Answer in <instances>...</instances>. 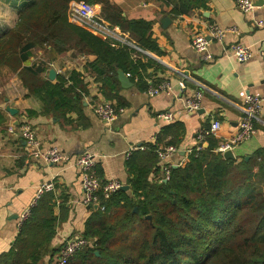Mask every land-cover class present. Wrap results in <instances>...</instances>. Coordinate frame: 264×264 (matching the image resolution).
<instances>
[{
	"label": "trees",
	"instance_id": "1",
	"mask_svg": "<svg viewBox=\"0 0 264 264\" xmlns=\"http://www.w3.org/2000/svg\"><path fill=\"white\" fill-rule=\"evenodd\" d=\"M182 1L191 10L206 6V0ZM72 6L96 7L98 19L132 45L161 53L152 22L128 18L112 0H36L21 9L13 27L0 35V72L16 73L28 93L41 101L42 113L56 118L81 110L88 94L84 73L112 101L119 89L118 70L143 91L147 70L158 65L131 45L73 20ZM39 50L49 61L69 50L87 60L82 71L49 79L45 61L28 64ZM169 128L161 129L156 143L163 144L170 133L173 139L164 144L178 146L174 138L181 132L173 134ZM211 138L206 147L187 155L184 164L170 166L167 180L155 144H146L139 163L127 160L129 189L100 197L82 232L91 244L67 264H264V149L248 159H226L214 151ZM51 199L43 193L36 200L12 246L0 254V264H55L62 245L50 247L56 227Z\"/></svg>",
	"mask_w": 264,
	"mask_h": 264
},
{
	"label": "crops",
	"instance_id": "2",
	"mask_svg": "<svg viewBox=\"0 0 264 264\" xmlns=\"http://www.w3.org/2000/svg\"><path fill=\"white\" fill-rule=\"evenodd\" d=\"M36 0H0V35L15 24L18 12ZM128 18H143L152 22V34L158 43L160 54L145 53L157 62V68H149L145 78L147 87L138 90L124 88L119 81L112 101L124 107L111 125L104 124L95 116L89 100H109L99 90V84L85 74L88 94L82 99L81 110L73 111L63 118L42 113L41 101L30 95L16 73L2 69L0 76V254L7 251L19 231V215L34 199L38 186L53 182V215L56 217L54 236L50 247H60L71 233L84 230L85 220L93 206L82 202L81 176L72 164L73 159L87 150L95 158L96 173L104 179L114 178L128 186L132 174L127 160L140 162V149L127 154L131 145L154 144L164 127L181 132L174 138L180 149L168 157L169 166L182 165L187 158V147H194L199 129L211 119L221 122L215 144L231 137L241 116L240 107L248 95L264 96V27L254 24L264 20V0H253L251 11L243 13L235 6V0H206V6L198 10L188 9L181 0H112ZM174 9L181 10L175 15ZM170 20L164 25L162 19ZM235 27L238 35L229 33L226 42L240 41L249 47L250 57L243 62L222 53L220 44L211 42L209 50L214 56L204 61L192 48L190 35L205 30L209 24ZM71 50L64 59L58 56L50 62L65 72L82 71L87 57L78 54L71 61ZM37 53L41 56V51ZM41 58V57H40ZM55 61V62H54ZM48 73V72H47ZM183 75L187 78L183 79ZM167 83L169 90L151 94L150 85ZM154 84V85H153ZM202 85L203 89L199 86ZM201 89V103L195 112L187 113L184 100ZM110 101V100H109ZM16 110L10 113L6 108ZM35 111L29 115L27 111ZM170 111L172 122L161 120L158 115ZM26 122L33 127L42 151L55 146L68 161L51 164L29 154L25 141L7 131L9 125ZM174 124V125H171ZM171 125V126H169ZM173 137L164 136L163 144ZM154 140V141H153ZM208 144V143H207ZM258 149H264V103L260 120L255 122V133L247 141L233 149L236 158L250 157ZM127 189V190H128ZM39 199V198H38Z\"/></svg>",
	"mask_w": 264,
	"mask_h": 264
},
{
	"label": "built area",
	"instance_id": "3",
	"mask_svg": "<svg viewBox=\"0 0 264 264\" xmlns=\"http://www.w3.org/2000/svg\"><path fill=\"white\" fill-rule=\"evenodd\" d=\"M235 6L243 13L249 12L254 7L253 0H235ZM70 17L87 26L91 29L120 40L134 47L135 49L148 53L132 45L126 38L117 34L114 30H111L105 24H103L97 17L99 11L96 7L88 6L85 8H79L77 6L70 7ZM254 24L260 27H264V20H255ZM229 33L238 35V31L235 27L225 28L219 26L216 23H211L205 30L193 31L190 35V42L193 50L200 55L204 61L212 60L214 56L209 50L211 42L220 44L222 53L233 57L239 62L246 61L251 55L249 47L241 43L240 41L226 42V37ZM49 68H54L56 74L63 75L65 71L60 67H55L52 62H49ZM129 75V74H127ZM187 78L183 75V79ZM202 89V85H199ZM169 90L167 83H162L156 86L150 85L148 91L151 94H157L160 91ZM201 89L194 91V93L184 100V109L187 113L195 112L200 107L201 103ZM83 98H86L84 95ZM262 103H264V96L260 94L248 95L245 98L244 105L240 107L241 116L236 124V130L231 137L220 139L216 144L214 151L223 154L226 151H233V149L240 143L247 141L255 133V122L260 120V113ZM89 107L92 113L99 118L104 124L111 125L118 115L123 112L124 107L117 106L113 101L91 99L89 100ZM173 113L170 111L162 112L158 117L166 122H172L174 120ZM221 127V122L218 118L211 119L209 124L202 126L199 129L196 137V143L194 147H187V155L191 154L194 150H200L207 145V141L211 137H216ZM7 131L10 134H16L20 136L26 143L29 154L43 159L45 162L51 164H57L60 162L68 161V158L55 146L42 151L40 148V141L37 137L33 127L26 122H21L17 126L9 125ZM154 141V140H153ZM156 153L160 159L159 167L160 172L163 175V180L169 178V165L166 164L168 157L173 153H176L180 148L174 145H162L156 143ZM146 144L131 145L128 148L127 154H131L133 150L140 149L145 150ZM72 164L79 171L81 176V191L82 202L87 206L97 205L99 207V199H108L116 191L123 186L122 182L118 179L109 178L104 179L96 173V161L94 156L87 150L77 155ZM180 165V164H178ZM53 190V182L46 181L41 183L37 190L33 201L23 209L19 215L18 223L21 225L30 215V209L35 204L36 200L47 191ZM104 209V207H100ZM91 241L84 238L82 233H71L70 236L65 238L62 246L59 249L55 264H67L68 259L72 257L76 252L89 246Z\"/></svg>",
	"mask_w": 264,
	"mask_h": 264
},
{
	"label": "water",
	"instance_id": "4",
	"mask_svg": "<svg viewBox=\"0 0 264 264\" xmlns=\"http://www.w3.org/2000/svg\"><path fill=\"white\" fill-rule=\"evenodd\" d=\"M259 2H260V1H259ZM259 2L254 3V4H259ZM168 20H170V19H169L167 16H165V17L162 19V23L165 25V24L168 22ZM117 73H118V79H119V81H120L122 87H124V88L132 87V82H131V80H130V78H129V75H127V73L123 72L122 70H118ZM56 75H57V74H56L55 69H54V68H49V70H48V78H49V79H54V78L56 77ZM6 109H7L10 113H15V112H16V110L13 109V108H11V107H7ZM206 146H207V145H205V147H206ZM223 157L226 158V159H227V158L235 159V156H234L233 152L230 151V150L224 152V153H223ZM245 158L248 159V157H245ZM121 189H123V190H127V189H128V186L123 185V186L121 187ZM93 207H94V209L98 208L97 205H93Z\"/></svg>",
	"mask_w": 264,
	"mask_h": 264
},
{
	"label": "rangeland",
	"instance_id": "5",
	"mask_svg": "<svg viewBox=\"0 0 264 264\" xmlns=\"http://www.w3.org/2000/svg\"><path fill=\"white\" fill-rule=\"evenodd\" d=\"M64 55H65V54H62V55H61V59H62V60H67V61H68V60H69L68 58H65V59H64V57H62V56H64ZM76 56H78V54H76V53H74V52H71V61H73L72 59H75ZM40 57H41V58H40ZM41 60H42V61H45V62H46V65L49 66L48 63L50 62V61H49L50 59H49V57L47 56V54H43V55L40 56L39 53H35V55H33V56L28 60V64H29V65H31V64H33V63H34V64H39ZM54 62H55V61H54ZM53 64H54V63H53ZM1 72H2V71H1ZM1 72H0V76H1V78H2L3 73H1ZM1 78H0V79H1ZM213 259H214V257L212 258V260H213ZM214 260H215V259H214ZM214 260H213V261H214Z\"/></svg>",
	"mask_w": 264,
	"mask_h": 264
}]
</instances>
